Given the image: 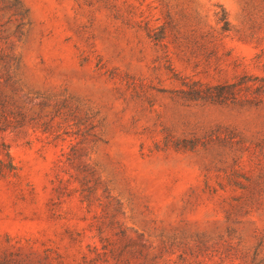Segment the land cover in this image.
<instances>
[{"label":"rangeland","instance_id":"1","mask_svg":"<svg viewBox=\"0 0 264 264\" xmlns=\"http://www.w3.org/2000/svg\"><path fill=\"white\" fill-rule=\"evenodd\" d=\"M244 76L264 0H0V264H264V103L189 96Z\"/></svg>","mask_w":264,"mask_h":264},{"label":"trees","instance_id":"2","mask_svg":"<svg viewBox=\"0 0 264 264\" xmlns=\"http://www.w3.org/2000/svg\"><path fill=\"white\" fill-rule=\"evenodd\" d=\"M223 32L230 31L227 13L217 14ZM192 101L216 105L258 106L264 103V78L244 76L230 84L216 86L194 82L189 86Z\"/></svg>","mask_w":264,"mask_h":264}]
</instances>
